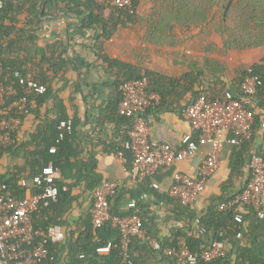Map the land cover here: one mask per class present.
Instances as JSON below:
<instances>
[{
  "label": "trees",
  "instance_id": "1",
  "mask_svg": "<svg viewBox=\"0 0 264 264\" xmlns=\"http://www.w3.org/2000/svg\"><path fill=\"white\" fill-rule=\"evenodd\" d=\"M141 2L142 0H134L133 5L126 8L111 5L106 0H2L0 79L6 85L16 86V94L12 99L27 97V108L21 118L33 113L38 124L26 142L17 138L15 143L1 146L0 159L8 153L15 157L23 151L26 153L33 178L32 193L42 191L41 187L45 186V182L36 184L33 180L49 163L52 162L61 170L63 177L53 182L59 188L58 200L48 206L42 204L33 214V223L36 229L45 231L51 226H61L65 231V240H49V253L38 264H177L176 256L167 254L165 250L178 249L180 238H185L190 250L199 254L197 264H264V218H257L253 222L256 225L253 228L255 231L252 230L256 233L254 238L247 235L240 239L238 237L245 227L244 218H238L235 210H219L217 204L223 198L216 197L200 215V224L196 226L194 219L197 213L189 205L181 203L173 196L161 194L152 187V182L158 181L160 174L174 171L172 167H163L153 177L139 183L137 193L132 194L137 201L136 208L128 206L123 211L118 206L124 197L122 188L111 198L112 215L138 214L142 220L141 227L145 237H133L127 251L120 244L121 230L112 220L105 222L97 230L96 236L93 232L92 212L86 218L75 222L66 218L78 197L73 189L82 180L86 181V188L94 193L97 186L107 179H102L98 174L93 156H83L82 148L75 142L74 131L60 138V123L68 120L69 116L60 96L64 89L56 88V82L63 81L62 86L67 85V63L60 44L40 42L41 36L38 32L46 16L57 15L63 10L71 11L78 15L81 29L96 31L92 49L98 59L107 65V71L113 74L116 70L115 93L106 110L112 121L124 127L116 151H123L127 160L131 161L130 170L133 156L125 148V142L133 119L119 112L122 100L119 87L123 82L148 78L147 91L158 93L161 97L159 103L148 109V114L151 115L171 110L173 103L195 86L197 88L190 103L203 94L208 99L220 100L228 87L236 96H243L242 83L250 75H259L264 81V56L252 64L240 63L234 70H230L225 60L228 53L236 50L264 48V0H152L154 5L150 12L139 11ZM138 24L148 26L145 40L158 47H171L172 55H175L174 49L181 48L180 44L187 45L186 49L190 52H186L184 48L181 50V58L186 61L190 70L177 76L112 58L106 50V41L121 28ZM193 32L199 35V41L189 39ZM77 61L82 66H89L80 56ZM17 72L19 76H16ZM226 77L231 82L228 85ZM21 78L24 79L23 83ZM30 81L45 85L47 91L38 93L30 86ZM51 99L52 108L48 107ZM45 106L48 109L42 114ZM258 107L264 111V82L258 87L252 105L254 110ZM198 136L199 132L194 133L193 139L198 141ZM245 142L246 140H241L240 146ZM72 159H76V162ZM9 175L0 174L2 192L7 196L24 198L27 183H20L19 174L11 172ZM67 179L74 181L68 183ZM149 193L168 204L171 214L167 218L174 221L168 236L158 239L161 245L159 249L151 245V240L158 233L157 229L154 231L156 215L152 213L147 202L146 195ZM213 241H223L226 254L207 261L202 253ZM109 243L112 247L108 252L98 251V248Z\"/></svg>",
  "mask_w": 264,
  "mask_h": 264
},
{
  "label": "built area",
  "instance_id": "2",
  "mask_svg": "<svg viewBox=\"0 0 264 264\" xmlns=\"http://www.w3.org/2000/svg\"><path fill=\"white\" fill-rule=\"evenodd\" d=\"M109 4L130 8L134 0H106ZM2 6V0H0ZM0 63V73L2 70ZM19 76V73H16ZM21 83L24 79H20ZM259 75H250L242 83L243 96H236L232 89H227L220 100L208 99L205 94L195 97L183 110L185 119L192 129L199 132L198 141L192 134L183 137V150H175L165 143L153 144L150 139L151 116L148 109L159 103L161 97L158 93L148 92V78H138L123 82L119 89L122 100L119 112L132 117L133 124L129 130L125 148L133 156V165L130 174L137 183L146 178L153 177L161 168H174V183L170 194L179 199L181 203L195 208L196 202L202 197L208 186V178L216 174L219 168L220 153L226 140L237 144L241 140H248L253 132L255 123V110L252 108L258 87L263 84ZM30 86L40 94L47 91L45 85L33 81ZM14 84H4L0 79V147L16 142L18 130L23 119L21 114L26 110L28 99L26 96L12 99L16 94ZM264 128V119L261 123ZM60 138L73 131V121L64 120L60 123ZM233 133V134H232ZM232 134V137H230ZM211 143L212 149L208 157L198 170V174H191L177 167L188 155H194L200 143ZM54 149V148H53ZM118 158L126 160L123 151L118 152ZM250 180L246 187L235 196L222 201L219 210H235L238 218H243L248 206H255L261 210L264 198V156L253 153L250 159ZM60 178V170L51 162L43 168L41 174L34 177V183L45 182L38 193H29L24 198L7 196L2 192L3 184L0 182V264H38L46 258L49 250L47 243L63 242L65 231L59 226H51L48 231L36 229L33 223V214L43 204L48 206L59 198V188L53 182ZM26 184V182H23ZM152 187L158 189L159 183L152 182ZM121 188L118 182L105 180L93 193L92 222L93 232L105 222L112 220L121 230V246L127 251L133 237H145L141 227V217L138 214L118 216L111 214V198ZM128 206L136 208L137 201L132 199ZM264 216V212L260 213ZM194 224L199 226L200 215L197 214ZM39 238V241L36 239ZM151 245L159 249L158 239H152ZM112 244L98 248L99 252H108ZM165 252L177 258V264H197L199 254L190 250L185 238H180L178 249L167 248ZM226 254L223 241H213L202 257L209 261Z\"/></svg>",
  "mask_w": 264,
  "mask_h": 264
},
{
  "label": "crops",
  "instance_id": "3",
  "mask_svg": "<svg viewBox=\"0 0 264 264\" xmlns=\"http://www.w3.org/2000/svg\"><path fill=\"white\" fill-rule=\"evenodd\" d=\"M152 0H142L139 11L150 12L153 8ZM78 15L71 11L63 10L57 15H48L44 18L43 26L39 29L40 42L43 44H60L61 52L66 60L67 85L64 82H56V88H63L60 96L66 105L69 119L73 121V131L75 142L83 150V156H93L97 163V172L102 179L116 181L124 192V197L118 203L121 210L126 211L129 202L133 199L132 194L137 193L139 183L135 182L130 174L129 165L131 161L118 158V141L124 127H120L115 121L110 119V114L106 108L115 93L116 70L107 71V65L100 59L92 49L93 36L96 31L81 29ZM148 31L146 25H131L121 28L113 37L106 41L105 47L112 58L120 59L123 62L144 65L151 69H158L166 74L183 75L190 70L186 61L181 58L182 51L174 49L172 55L171 47H158L148 40H145V33ZM147 39V38H146ZM188 44V43H187ZM164 53L159 56L160 52ZM186 52H190L186 49ZM88 63L89 66H82L77 61L79 57ZM227 85L231 82L226 77ZM195 86L183 96L176 100L171 110L151 114L150 139L153 144L165 143L175 150H183L182 139L187 134H194V131L185 119L183 110L190 103L194 94ZM228 89H231L228 87ZM52 108L53 100L49 101ZM48 108H42V114ZM255 123L251 137L244 145L235 144L230 140L223 143L220 153L219 168L213 176L208 178L206 193L199 198L193 209L201 215L207 206L216 197H222L223 201L240 193L250 180V159L253 153L264 156V128L261 123L264 119V111L261 107L255 109ZM40 117H43L41 115ZM260 119V120H259ZM260 122V123H259ZM38 120L35 114L31 113L25 117L18 130V139L26 142L30 139V134L34 132ZM72 131V132H73ZM232 137V136H230ZM35 147H31L34 149ZM212 149L211 143H200L194 155H188L179 161L177 167L191 174H198L209 152ZM82 158V155L80 156ZM76 162V159H72ZM29 158L23 151L18 157L13 154H5L0 159V174L14 172L20 175V183H27L26 195L32 193V176L29 166ZM18 175V176H19ZM81 175V173H80ZM159 188L161 194L169 195L174 183L173 171L170 174H160ZM60 178L62 172L60 170ZM68 183H73L74 179H67ZM77 199L74 201L69 215L66 217L70 222L79 221L90 214L93 206V192L86 188V181L73 189ZM150 209L155 214V228L157 229L156 239H164L168 236L174 221L168 219V204L155 198L152 194L146 195ZM222 202L220 200L218 205ZM264 212V198L261 210L255 206H248L244 213L245 227L238 238L242 239L250 236L254 238L256 233L253 222L257 218H264L258 213ZM151 213V214H152ZM258 224V223H257ZM253 230V231H252Z\"/></svg>",
  "mask_w": 264,
  "mask_h": 264
},
{
  "label": "rangeland",
  "instance_id": "4",
  "mask_svg": "<svg viewBox=\"0 0 264 264\" xmlns=\"http://www.w3.org/2000/svg\"><path fill=\"white\" fill-rule=\"evenodd\" d=\"M191 38L194 41L200 40V37L198 34H196V32H193L191 34V37H189V39ZM180 45H181L180 50H183L184 48L186 49L187 45L185 44H180ZM158 51L160 52L159 56H161V54L164 53L160 49ZM262 56H264V48H257V49H252V50L251 49L250 50L249 49L236 50V51L228 53L225 56V60L230 70H234L238 65H240V63L252 64L258 59H260ZM153 239H156V238H153Z\"/></svg>",
  "mask_w": 264,
  "mask_h": 264
}]
</instances>
